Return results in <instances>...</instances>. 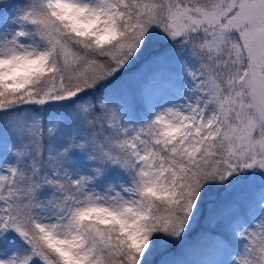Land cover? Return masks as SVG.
I'll return each instance as SVG.
<instances>
[{
  "label": "snow or ice",
  "instance_id": "snow-or-ice-1",
  "mask_svg": "<svg viewBox=\"0 0 264 264\" xmlns=\"http://www.w3.org/2000/svg\"><path fill=\"white\" fill-rule=\"evenodd\" d=\"M0 264H264V0H0Z\"/></svg>",
  "mask_w": 264,
  "mask_h": 264
},
{
  "label": "rangeland",
  "instance_id": "rangeland-1",
  "mask_svg": "<svg viewBox=\"0 0 264 264\" xmlns=\"http://www.w3.org/2000/svg\"><path fill=\"white\" fill-rule=\"evenodd\" d=\"M199 231V227L198 226H194V231L192 233V236L195 237L196 233Z\"/></svg>",
  "mask_w": 264,
  "mask_h": 264
}]
</instances>
